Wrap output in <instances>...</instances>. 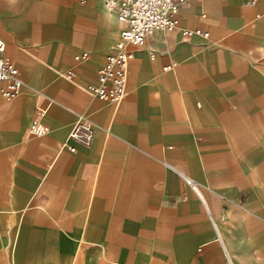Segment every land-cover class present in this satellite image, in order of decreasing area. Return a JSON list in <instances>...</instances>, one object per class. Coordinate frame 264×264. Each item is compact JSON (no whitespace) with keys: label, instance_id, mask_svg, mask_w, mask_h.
Here are the masks:
<instances>
[{"label":"crops","instance_id":"0c3cea01","mask_svg":"<svg viewBox=\"0 0 264 264\" xmlns=\"http://www.w3.org/2000/svg\"><path fill=\"white\" fill-rule=\"evenodd\" d=\"M245 1L180 4L112 103L86 88L119 36L103 0H0L23 82L0 94V264H264V0ZM78 115L93 138L71 152Z\"/></svg>","mask_w":264,"mask_h":264},{"label":"built area","instance_id":"2783aa9c","mask_svg":"<svg viewBox=\"0 0 264 264\" xmlns=\"http://www.w3.org/2000/svg\"><path fill=\"white\" fill-rule=\"evenodd\" d=\"M188 0H103L107 10L114 13L120 24L118 39L113 44V51L108 53L103 64L96 70V82L86 84V88L97 97L118 103L124 95V85L127 68L132 52L129 46H141L146 38L157 30H170L178 26L179 6ZM256 0H246L244 5H253ZM183 36L200 34L207 36L208 32L201 28H185L181 30ZM5 43L0 39V94L5 99L15 97L22 86L19 70L9 56L4 53ZM87 54L76 55L75 59L85 57ZM175 63L165 65L164 70L172 68ZM70 80L76 78L72 69L63 72ZM43 95L38 94V103L35 106V118L28 126V132L33 136L44 135L48 128L42 116L46 112L47 102ZM42 102V103H41ZM94 125L85 116L78 115L76 121L62 144L69 151L74 152L72 141L81 145H89L93 138ZM186 184L197 191L195 181L189 176L182 175Z\"/></svg>","mask_w":264,"mask_h":264},{"label":"rangeland","instance_id":"374dc122","mask_svg":"<svg viewBox=\"0 0 264 264\" xmlns=\"http://www.w3.org/2000/svg\"><path fill=\"white\" fill-rule=\"evenodd\" d=\"M113 262H110V263H108V264H112ZM105 264V263H104Z\"/></svg>","mask_w":264,"mask_h":264}]
</instances>
